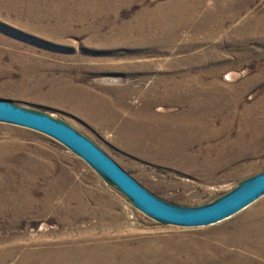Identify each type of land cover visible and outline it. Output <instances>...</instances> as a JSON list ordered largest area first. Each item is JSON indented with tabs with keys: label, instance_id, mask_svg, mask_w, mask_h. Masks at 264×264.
I'll list each match as a JSON object with an SVG mask.
<instances>
[{
	"label": "rangeland",
	"instance_id": "374dc122",
	"mask_svg": "<svg viewBox=\"0 0 264 264\" xmlns=\"http://www.w3.org/2000/svg\"><path fill=\"white\" fill-rule=\"evenodd\" d=\"M103 1L0 0V99L70 125L177 206H204L264 172V38L250 31L264 0H135L116 10ZM31 2L49 20L56 5L74 9L75 21L62 18L76 32L53 35L54 24L29 23ZM183 5L190 16L175 14L183 27L160 26ZM129 38L136 45L117 48L124 56L108 53L114 40ZM140 126L156 135H141ZM252 210L263 213L252 222L264 223V195L215 225L162 223L57 140L0 122V245L8 249H102L147 264H264V232L250 243L212 233Z\"/></svg>",
	"mask_w": 264,
	"mask_h": 264
},
{
	"label": "water",
	"instance_id": "95a60500",
	"mask_svg": "<svg viewBox=\"0 0 264 264\" xmlns=\"http://www.w3.org/2000/svg\"><path fill=\"white\" fill-rule=\"evenodd\" d=\"M0 122L57 140L125 194L140 211L165 224L188 228L215 225L242 212L264 195L262 172L209 204L194 208L177 206L156 196L95 142L65 122L1 99Z\"/></svg>",
	"mask_w": 264,
	"mask_h": 264
},
{
	"label": "bare ground",
	"instance_id": "6f19581e",
	"mask_svg": "<svg viewBox=\"0 0 264 264\" xmlns=\"http://www.w3.org/2000/svg\"><path fill=\"white\" fill-rule=\"evenodd\" d=\"M134 1L135 0H120V1L119 0L118 1H116V0H104L103 3L100 2V4H110L111 6H113L111 9L116 10L118 8L117 5H120V4L124 5V4H127L129 2H134ZM92 4H93V2H92ZM37 5L38 4H36L35 2H31L30 5H29V9H28L29 10L28 11L29 14H34V17L32 15H31L32 17H30L31 19H33V21L30 22L31 20L30 21L28 20L29 23H34L37 26L42 27V28H47V26H50L51 24H54V26L57 27L58 32H52L53 35L59 34V35L65 37V35L67 36V35H70V34H74L76 32V30L70 28L67 25L66 20H64L62 18V15H67L68 14L69 15L68 19L69 20L71 19V20L75 21L73 19V16H76V13L73 14V12H72V10H74V9L68 8L65 5H61V6L60 5L59 6L56 5L54 14H53V16H51L52 19L49 20L47 18L48 16L46 17V15H43L44 13L43 14L40 13L41 7H38ZM80 5L82 6V4H80ZM91 10L97 12L99 9H97V10L91 9ZM56 11H59V12H56ZM176 13H179V14L185 15V16L186 15L190 16V12L186 11L184 5H183V7L182 6H178V7H175L174 9H172L170 11V13L165 14L160 26H165L166 23H169V24L171 23L172 24V22H174L175 24H173V25H175L176 28L179 29V28L183 27V25H185V23H184L185 20L181 19L178 22V19H176V17L178 15H175ZM146 16H147V14H142L140 17H141V19L142 18L144 19ZM173 17H175V18L173 19ZM187 17L188 16H186V18ZM44 18H47V24L42 23ZM146 19H147V21L149 20L148 18H146ZM262 20H264V15H262V17L259 18V20H256V23L254 25H257V26H255L252 30L250 29L251 32L255 31L257 35L260 34L259 38H264V22L259 24V22L262 21ZM250 31L248 30L247 33L249 34ZM252 34L253 33H251L250 36H252ZM130 35H131V33H130ZM253 36H255V35L253 34ZM115 41L116 40H114L113 44H110L109 47H113V48H111V50L108 51V53L111 54L112 57H115V56L116 57H118V56L121 57V56H124L126 54L125 52L121 53L120 51L117 50V48H119L121 46H126V45H130V46L136 45L135 43H133L134 41H132L130 38H129V41L126 44H124V42L123 43H116ZM52 46H55L56 50L61 49V48L69 47L67 45H62V44H52ZM135 48H136V46H135ZM131 51H134V50H131ZM97 52L99 54H103L104 53L103 50H98ZM113 72L117 73L116 71H113ZM225 79L229 80V81H232L234 78L231 76V74H227ZM168 94H166V95H168ZM176 99L177 100H181L182 99V93L181 92L178 93V94H175V95H173L171 97V100H173V101L176 100ZM158 100H159L158 98H153L149 102L148 105H150V107H152V105H154L156 102H158ZM160 109L164 110L163 107H160ZM137 129H138V127H137ZM139 131L142 132L141 135H150V134L156 135L155 132H150L147 129H144L143 127H141V126L139 128ZM136 132H137V130H135V132L133 134L135 135ZM164 135H166V132H164ZM132 147L134 148V150H138V151H140V149H141V147L139 145L135 144V143H134V145H132ZM259 213H261L263 215L262 210H252L250 212H247L246 214L242 215L238 219H236V220L232 221L231 223L227 224V226L225 228H223V229H219L218 228V230L215 228L216 230L212 231V233L214 232L216 234L215 236L220 238V239L222 238L223 241H227V242L233 241V242H238V243H250L249 242V237H250V235L253 232L261 233V234H262V232H264V223H262V221H253L252 222V220L254 218L256 219V217L259 216ZM249 223H252V224H249ZM18 251H19V248H17V246H14V247L8 249L6 247V245L5 246L0 245V264H8L9 261H12L14 259L15 260L17 259V261H18L17 264H145L146 263V262L145 263L143 262L145 259L143 260V259H140V258L139 259L138 258H133L132 256L123 257V260L120 259L121 260L120 261L119 258H117V256H116V254H117L116 252L109 254V253L104 252L102 249H86V250H82V248L81 249H60V248H56V249H53V250H35V251H28V252L26 251V252H22V253L19 251V256H17V258H16L14 254L16 252H18ZM106 251H109V250H106ZM154 255L155 254L150 255V257H154ZM165 262L157 261V264H169L168 262L167 263H165ZM148 263H149V261H148Z\"/></svg>",
	"mask_w": 264,
	"mask_h": 264
},
{
	"label": "crops",
	"instance_id": "0c3cea01",
	"mask_svg": "<svg viewBox=\"0 0 264 264\" xmlns=\"http://www.w3.org/2000/svg\"><path fill=\"white\" fill-rule=\"evenodd\" d=\"M128 171V170H127ZM130 173V172H129ZM142 183V182H141Z\"/></svg>",
	"mask_w": 264,
	"mask_h": 264
}]
</instances>
